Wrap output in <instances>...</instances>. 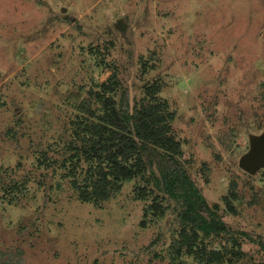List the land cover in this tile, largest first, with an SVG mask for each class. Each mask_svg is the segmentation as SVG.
<instances>
[{"label":"rangeland","instance_id":"rangeland-1","mask_svg":"<svg viewBox=\"0 0 264 264\" xmlns=\"http://www.w3.org/2000/svg\"><path fill=\"white\" fill-rule=\"evenodd\" d=\"M114 75L167 102L181 161L219 207L229 231L201 233L203 260L175 253L184 204L151 171L104 202L71 185L91 165L69 157L72 124ZM263 137L264 0H0V264H264V165L241 166Z\"/></svg>","mask_w":264,"mask_h":264},{"label":"trees","instance_id":"trees-1","mask_svg":"<svg viewBox=\"0 0 264 264\" xmlns=\"http://www.w3.org/2000/svg\"><path fill=\"white\" fill-rule=\"evenodd\" d=\"M158 91L156 85L147 88L151 96ZM91 94L101 109L87 106V116H78L73 122V139L65 145L70 158L82 155L91 163L88 178L82 182L72 178L71 185L80 199L86 203L108 201L120 189L121 181L149 170L148 184L153 180L156 188L184 204L175 253L203 260L197 247L201 233L210 236L229 230L220 220L218 205L208 203L181 161V144L170 133L174 115L168 112L167 102L148 103L134 98L132 107L129 90L123 88L117 75L104 84L103 91ZM74 168L66 173L67 177L76 175ZM238 199L237 184L232 182L230 194L224 197L230 211H236L233 203Z\"/></svg>","mask_w":264,"mask_h":264},{"label":"water","instance_id":"water-1","mask_svg":"<svg viewBox=\"0 0 264 264\" xmlns=\"http://www.w3.org/2000/svg\"><path fill=\"white\" fill-rule=\"evenodd\" d=\"M134 98L131 93V106L133 107ZM264 165V137L256 140L253 150L242 159L241 166L249 173H256Z\"/></svg>","mask_w":264,"mask_h":264}]
</instances>
